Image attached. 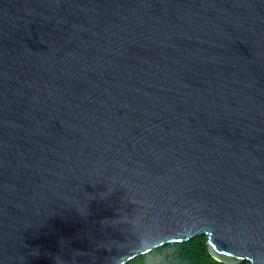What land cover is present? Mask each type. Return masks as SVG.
<instances>
[{
    "label": "water",
    "instance_id": "95a60500",
    "mask_svg": "<svg viewBox=\"0 0 264 264\" xmlns=\"http://www.w3.org/2000/svg\"><path fill=\"white\" fill-rule=\"evenodd\" d=\"M203 235L264 264V0H0V264Z\"/></svg>",
    "mask_w": 264,
    "mask_h": 264
},
{
    "label": "trees",
    "instance_id": "16d2710c",
    "mask_svg": "<svg viewBox=\"0 0 264 264\" xmlns=\"http://www.w3.org/2000/svg\"><path fill=\"white\" fill-rule=\"evenodd\" d=\"M126 264H224L215 260L208 251L207 236L167 244L140 255ZM239 264H250L243 261Z\"/></svg>",
    "mask_w": 264,
    "mask_h": 264
},
{
    "label": "clouds",
    "instance_id": "9594fccd",
    "mask_svg": "<svg viewBox=\"0 0 264 264\" xmlns=\"http://www.w3.org/2000/svg\"><path fill=\"white\" fill-rule=\"evenodd\" d=\"M110 264H118L117 261H110Z\"/></svg>",
    "mask_w": 264,
    "mask_h": 264
}]
</instances>
